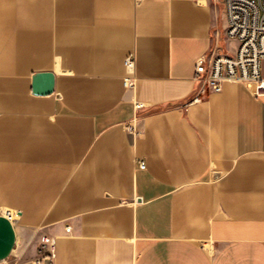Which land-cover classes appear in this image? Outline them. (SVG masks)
I'll list each match as a JSON object with an SVG mask.
<instances>
[{
  "label": "crops",
  "instance_id": "0c3cea01",
  "mask_svg": "<svg viewBox=\"0 0 264 264\" xmlns=\"http://www.w3.org/2000/svg\"><path fill=\"white\" fill-rule=\"evenodd\" d=\"M225 27L223 0H0V264L43 235L51 264H264V97L193 100Z\"/></svg>",
  "mask_w": 264,
  "mask_h": 264
},
{
  "label": "built area",
  "instance_id": "2783aa9c",
  "mask_svg": "<svg viewBox=\"0 0 264 264\" xmlns=\"http://www.w3.org/2000/svg\"><path fill=\"white\" fill-rule=\"evenodd\" d=\"M223 5L226 37L237 44L234 51L225 52L215 47L199 58L195 76L199 88L193 100L205 92L222 91L226 82L245 83L256 96L264 97V0H223ZM126 62L132 63L131 58H127ZM128 83L131 85L132 81ZM137 106L140 107V104ZM129 129L138 133L135 125L130 124ZM140 167H146L144 161ZM0 214L10 219L16 215L3 208H0ZM70 229L67 227V231ZM40 251L44 259L52 258L55 253L54 238L43 235ZM43 258L36 264H42Z\"/></svg>",
  "mask_w": 264,
  "mask_h": 264
},
{
  "label": "water",
  "instance_id": "95a60500",
  "mask_svg": "<svg viewBox=\"0 0 264 264\" xmlns=\"http://www.w3.org/2000/svg\"><path fill=\"white\" fill-rule=\"evenodd\" d=\"M54 74L41 72L34 75L33 91L35 94H50L54 91ZM16 243V232L13 221L0 214V261L7 259ZM43 264H51V258L46 257Z\"/></svg>",
  "mask_w": 264,
  "mask_h": 264
},
{
  "label": "bare ground",
  "instance_id": "6f19581e",
  "mask_svg": "<svg viewBox=\"0 0 264 264\" xmlns=\"http://www.w3.org/2000/svg\"><path fill=\"white\" fill-rule=\"evenodd\" d=\"M15 216V215H12V217ZM12 217H11V220H12Z\"/></svg>",
  "mask_w": 264,
  "mask_h": 264
}]
</instances>
